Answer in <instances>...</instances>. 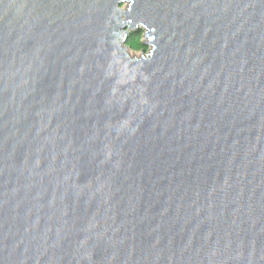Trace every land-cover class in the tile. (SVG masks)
Segmentation results:
<instances>
[{
    "label": "water",
    "instance_id": "1",
    "mask_svg": "<svg viewBox=\"0 0 264 264\" xmlns=\"http://www.w3.org/2000/svg\"><path fill=\"white\" fill-rule=\"evenodd\" d=\"M0 264H264V0H0Z\"/></svg>",
    "mask_w": 264,
    "mask_h": 264
},
{
    "label": "trees",
    "instance_id": "2",
    "mask_svg": "<svg viewBox=\"0 0 264 264\" xmlns=\"http://www.w3.org/2000/svg\"><path fill=\"white\" fill-rule=\"evenodd\" d=\"M143 33L144 31H141L139 34L131 32L127 37L126 45L132 50H148V48H145L143 44Z\"/></svg>",
    "mask_w": 264,
    "mask_h": 264
},
{
    "label": "rangeland",
    "instance_id": "3",
    "mask_svg": "<svg viewBox=\"0 0 264 264\" xmlns=\"http://www.w3.org/2000/svg\"><path fill=\"white\" fill-rule=\"evenodd\" d=\"M127 5L128 4L124 5V7H127ZM140 28H142V27H140ZM128 53L133 58H139L143 55L142 50H132L131 48H128Z\"/></svg>",
    "mask_w": 264,
    "mask_h": 264
}]
</instances>
